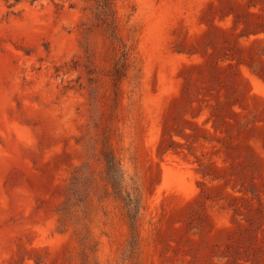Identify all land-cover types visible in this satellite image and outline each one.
<instances>
[{
    "label": "rangeland",
    "instance_id": "obj_1",
    "mask_svg": "<svg viewBox=\"0 0 264 264\" xmlns=\"http://www.w3.org/2000/svg\"><path fill=\"white\" fill-rule=\"evenodd\" d=\"M0 264H264V0H0Z\"/></svg>",
    "mask_w": 264,
    "mask_h": 264
}]
</instances>
